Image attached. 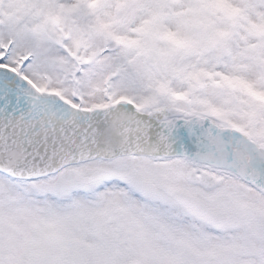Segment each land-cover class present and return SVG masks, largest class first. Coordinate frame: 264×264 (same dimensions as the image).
Segmentation results:
<instances>
[{"label":"snow or ice","instance_id":"obj_1","mask_svg":"<svg viewBox=\"0 0 264 264\" xmlns=\"http://www.w3.org/2000/svg\"><path fill=\"white\" fill-rule=\"evenodd\" d=\"M0 264H264V0H0Z\"/></svg>","mask_w":264,"mask_h":264}]
</instances>
